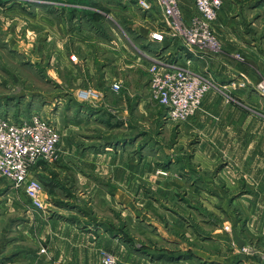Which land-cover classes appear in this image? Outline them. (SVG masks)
Segmentation results:
<instances>
[{
    "label": "rangeland",
    "instance_id": "rangeland-1",
    "mask_svg": "<svg viewBox=\"0 0 264 264\" xmlns=\"http://www.w3.org/2000/svg\"><path fill=\"white\" fill-rule=\"evenodd\" d=\"M138 1L0 0V113L17 120L38 112L61 135L53 183L42 181L44 198L51 191L56 197L43 209L0 179V264H102L103 253L117 264L264 262V185L256 184L252 154L256 108L247 100L254 87L264 102V4L223 0L212 64L232 78L231 90L214 89L222 93L214 115L202 106L174 123L152 99L144 57L141 71L115 81L118 92L73 83L96 79L79 59L98 53L96 44L139 59L143 36L155 27ZM97 53L89 68L101 71ZM82 91L97 95L84 101ZM109 140L119 149L105 151ZM63 226L85 234V242L70 244L68 231L54 236Z\"/></svg>",
    "mask_w": 264,
    "mask_h": 264
},
{
    "label": "built area",
    "instance_id": "built-area-1",
    "mask_svg": "<svg viewBox=\"0 0 264 264\" xmlns=\"http://www.w3.org/2000/svg\"><path fill=\"white\" fill-rule=\"evenodd\" d=\"M162 10L166 30L154 33L158 42H180L196 55L214 54L220 51L214 25L223 7V0H190L195 13L187 18L179 0H155ZM146 12L154 10L153 4L138 1ZM187 18V19H186ZM149 89L152 99L166 110V119L183 123L196 116L202 108L205 96L217 86L212 77L191 70L178 62L155 59L149 70ZM118 92L119 83L111 86ZM264 95V87L260 86ZM97 94L92 91L79 93L80 99L90 101ZM61 135L54 123L33 112L18 120L0 113V179L6 180L16 190H24L31 208H44L45 188L35 175L41 162L54 163L58 158ZM102 264H117L114 257L103 253Z\"/></svg>",
    "mask_w": 264,
    "mask_h": 264
},
{
    "label": "crops",
    "instance_id": "crops-1",
    "mask_svg": "<svg viewBox=\"0 0 264 264\" xmlns=\"http://www.w3.org/2000/svg\"><path fill=\"white\" fill-rule=\"evenodd\" d=\"M148 1H150V3H153L154 10L152 12H144V13H146V15H145L146 20H148V19L153 20L155 31L154 30L151 31L149 33V36L148 35L143 36L144 38L142 40H144L145 46H144V44H141L142 45V51H141V53H139V55H137L140 60L139 59L134 60V57L132 56V52H128L125 49L123 51L114 52V51H110V48L108 50L100 49V44H96V45H98L97 46L98 53L92 52L91 55H90V53H88L87 54L88 56H85L83 58H79L80 60H82V63L84 65L82 67H84L85 69H90L91 75L93 74V76L96 79H94V78H92V79L80 78L76 81L74 80L73 83L76 85V87L79 86L78 87L79 90H86L87 88L95 87L99 90L106 89L110 93H113L111 90L112 83H114L117 80H121V82H123V78H124L123 74L127 70H129L130 73H132V71H134V69H136L137 71H141L144 67V62L140 63V61L142 60L141 58L144 57L145 59L151 61L150 63H148V65H149L148 68L145 67V70H149L151 63L155 59L168 61L170 63L178 62L181 65H184L186 67L188 66L191 70H193L195 72H200L202 74L209 75L210 77H212L216 86H219V88L222 89V91H225V93H229L228 91L231 90L230 89V82H231L232 78H230L229 76H226L223 71L218 72L214 68V64H212L214 62V60L216 59L214 54H208V55H202V56L196 55V54L189 52L178 41L171 44L165 40L162 42H158L152 38V35L154 33L161 32L162 30H166V25L163 27L162 26L159 27L156 20L154 19V16L156 18L158 17L156 15L155 11H159L158 8H156L155 0H148ZM179 1L181 4V7L183 8L185 15L189 16L190 14L187 13L189 10V7L187 6V4L189 5L191 2L189 0H179ZM135 4L137 5V2ZM263 4H264V0H255L253 5L251 6L252 7L251 9L259 8ZM190 8L192 9V11H191V12H193L192 14H194L195 10L193 9V6L191 4H190ZM135 25H137L136 21H135ZM137 34H138V32H137ZM96 41L102 43L101 44L102 46L105 45V42H102L101 39H97ZM253 45L255 48L257 47L256 49H258V45L256 42H253ZM104 47H106V46H104ZM114 50L118 51L117 49H114ZM94 53H97V55H98V57H96V59L99 60V63H101L100 64L101 71H99L98 69L93 70L92 68H89L90 67L89 60L93 57ZM78 65H79L77 67L78 70H81V63H79ZM83 71H85L87 73L86 70L83 69ZM94 72H96V73H94ZM138 81L141 82V80L138 79L137 84H139ZM82 82L83 83H89L90 86L89 87L82 86L81 85ZM97 89H95V90H97ZM217 94L222 95V93L215 91V90L212 92H209L205 96L203 103H202V106L204 107L205 111L207 113L212 114V115L219 112L220 111L219 109L222 107L221 106L222 101L220 100V98H218ZM247 100L249 103H252L254 108H256L255 110H253L254 117H253V129H252V136H253L252 154H253L254 161L258 162V164H257L255 170L253 171V173H254V175H257V178H258V179H256L257 180L256 184L257 185H264L263 184L264 183V102H262L261 97L258 95L257 90L254 87H252V90H251V97H248ZM76 104L79 108L82 107V108L88 110V112L94 111L91 106L86 107L85 104H82L79 102H77ZM259 109H261V110H259ZM84 112L85 111L82 110V113H84ZM244 118H246V116H244ZM238 119H240L239 116H238ZM230 121H231V119H230ZM114 131L115 130L111 129L110 132H114ZM245 131H243V132H245ZM106 143H110V145L105 146L103 148L107 152L111 151L113 149H119L118 146H121V144L118 142V140L117 141L109 140L108 142L104 141V144H106ZM124 145H126V142L124 143ZM243 151L245 152V149ZM115 153L118 154L120 157L123 154H126V152L124 153V152H121L120 150H116ZM242 161H244V159H242ZM52 167H53V164L41 162L36 169L35 175L41 181H43V183L46 182V184L52 185L53 181H52V177L50 174L51 169L53 170ZM241 171H243V170H241ZM245 172L246 171H244V174H245ZM43 177H45V180L43 179ZM45 194H46V192H45ZM45 197L47 199L48 198L49 199H55L56 196L51 191L50 195L49 196L46 195ZM65 231L70 232L71 235L73 236L72 241L67 240L70 244H73L74 240H75V242H79V241L85 242L84 241V235L85 234L77 232L76 229L67 228L65 226L60 227L58 231L53 233V235L56 237H59V233L64 234ZM94 235H100V234H94ZM88 239H89V237H88ZM55 241H56V239H52L50 242H55ZM113 241L115 243V240H113ZM90 242L93 243L92 240H90ZM114 245H116V244H114ZM98 246H99V244H98ZM76 249L77 250L82 249V247L76 246ZM64 263L65 264H74V262H64ZM215 263H217V264H220V263L221 264H232L231 262H227V263L215 262ZM256 263L264 264V262H255V264ZM75 264H88V262H75ZM150 264H195V262H191L190 260H188V261L186 260V262H153ZM233 264H253V263H251V262H235Z\"/></svg>",
    "mask_w": 264,
    "mask_h": 264
}]
</instances>
